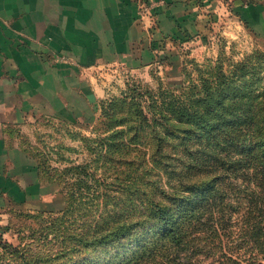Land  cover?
Listing matches in <instances>:
<instances>
[{
    "label": "rangeland",
    "instance_id": "obj_1",
    "mask_svg": "<svg viewBox=\"0 0 264 264\" xmlns=\"http://www.w3.org/2000/svg\"><path fill=\"white\" fill-rule=\"evenodd\" d=\"M138 1L148 30L139 59L91 69L72 111L13 128L10 145L22 155L20 164L27 156L38 167L49 201L39 208L0 199V264H115L136 251V244L88 248L91 205L129 207L125 191L138 189L141 162L156 154L160 127L130 111L142 103L147 115L162 91L181 96L190 113L183 130L184 213L198 220L203 243L209 223L227 249L245 236L250 195L260 191L250 183V163L264 140V26L246 21L239 5L264 7V0ZM180 2L182 14L165 16ZM161 134L165 141V129ZM255 151L262 178L264 154ZM203 182L210 185L194 188ZM97 215L101 220V209ZM154 230L148 227L142 239L155 238Z\"/></svg>",
    "mask_w": 264,
    "mask_h": 264
},
{
    "label": "crops",
    "instance_id": "obj_2",
    "mask_svg": "<svg viewBox=\"0 0 264 264\" xmlns=\"http://www.w3.org/2000/svg\"><path fill=\"white\" fill-rule=\"evenodd\" d=\"M177 5L165 16L185 11ZM239 10L255 27L264 26L263 4ZM141 14L138 0H0V199L39 208L49 201L36 166L27 156L19 163L12 130L72 111L91 69L136 62L148 35Z\"/></svg>",
    "mask_w": 264,
    "mask_h": 264
},
{
    "label": "trees",
    "instance_id": "obj_3",
    "mask_svg": "<svg viewBox=\"0 0 264 264\" xmlns=\"http://www.w3.org/2000/svg\"><path fill=\"white\" fill-rule=\"evenodd\" d=\"M257 4L263 2H248L247 5L243 1L239 6ZM130 112L145 122L152 117V121L160 126L156 133L157 143H154L156 154L150 160L144 159L141 162L142 177L138 181V189L132 194L129 189L125 191L129 207H123V212L115 211L108 204L102 208L98 204L91 205L94 207V211L90 213L94 224L90 225L93 234L88 248L99 250L113 244L120 247L139 245L124 262L117 261L115 264H264V175L262 178L258 177L262 172L258 169L259 157L255 155V150L259 149L264 154V140L256 146L250 163V183L256 184L260 191L251 192L248 216L245 217V228L242 230L245 236L234 248L228 245L227 249V245L223 246L219 239L216 223L208 224L209 241L203 243V232L198 220L196 217H187L183 211V193L186 187L183 172V130L186 115L190 113L184 108L182 97L162 91L159 95L152 96L147 115L142 103L139 104L138 111ZM193 114H196L195 111ZM161 129L166 131L165 141L161 136ZM150 165L151 177L148 180L146 176L150 171L147 173L146 169ZM36 169L39 175L37 166ZM196 185L203 188L210 183L195 184L194 188H197ZM100 209L101 220L96 217ZM39 212L55 213V210ZM151 226L156 227L152 233L156 237L142 239ZM201 254L212 258V262H202Z\"/></svg>",
    "mask_w": 264,
    "mask_h": 264
},
{
    "label": "built area",
    "instance_id": "obj_4",
    "mask_svg": "<svg viewBox=\"0 0 264 264\" xmlns=\"http://www.w3.org/2000/svg\"><path fill=\"white\" fill-rule=\"evenodd\" d=\"M140 5H141V3H140ZM141 8H142V6H141Z\"/></svg>",
    "mask_w": 264,
    "mask_h": 264
}]
</instances>
